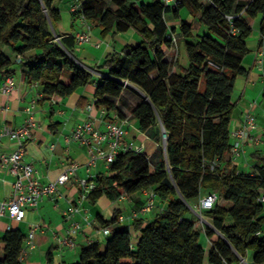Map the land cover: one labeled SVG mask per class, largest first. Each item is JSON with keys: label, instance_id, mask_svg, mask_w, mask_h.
Returning <instances> with one entry per match:
<instances>
[{"label": "trees", "instance_id": "1", "mask_svg": "<svg viewBox=\"0 0 264 264\" xmlns=\"http://www.w3.org/2000/svg\"><path fill=\"white\" fill-rule=\"evenodd\" d=\"M57 1L62 0H0V76L5 80L20 67L29 82L41 84L46 98H64L94 82L95 104L106 110V118H112L110 112L125 118L117 100L133 85L145 94L131 110L141 131L161 124L167 132L166 158L155 162L145 152L120 153L106 172L97 174L89 196L95 204L102 196L116 201L151 188L166 208L148 222L134 219L131 227H119L120 210L110 219L99 216L102 226H111L104 247L99 241L84 245L72 264H203V232L212 242L209 264H238L248 252H253L252 264H264V203L259 200L264 152L254 154L252 172L238 171L230 158L232 95L237 77L248 72L243 59L250 51L251 20L260 15L264 34V0H187L199 29L185 19L179 29L170 27L165 14L179 18L183 0L176 7L162 0L140 5L134 0H82L74 15L95 22L103 37L130 28L142 37L109 52L98 66L105 74L99 80L73 57L76 37L58 33ZM177 31L186 66L165 60ZM5 46L13 56L5 53ZM67 71L69 83L64 81ZM80 102L82 108L87 100ZM215 188L222 189L231 205L217 201L203 212L220 234L203 229L198 218L188 215L190 202ZM133 231L140 232L136 244ZM24 239L20 229H9L0 238V264H26L20 258ZM47 263H52V250Z\"/></svg>", "mask_w": 264, "mask_h": 264}, {"label": "crops", "instance_id": "2", "mask_svg": "<svg viewBox=\"0 0 264 264\" xmlns=\"http://www.w3.org/2000/svg\"><path fill=\"white\" fill-rule=\"evenodd\" d=\"M79 1L82 0H62L55 3V6L61 11V20L57 23L56 29L61 34H73L76 36L79 33H89L91 35L90 41L77 43L76 53L73 54V57L93 74L95 80H99L105 75L98 69L101 60L112 50H120L126 44H135L142 37L134 28H130L126 32H119L114 36L107 35L103 37L101 28L95 22L82 16L74 15L72 6ZM134 1L137 2V5H140L152 0ZM184 1L185 5L179 10V18H175L172 13L168 14L169 18L167 16L171 28L176 27L179 29L182 19L195 23L194 17L190 12L189 3L187 0ZM185 6L188 7V10L184 15ZM261 21L262 15L251 20L254 31L248 38L250 51L243 59V64L248 72L245 75L238 76L236 79L235 90L232 95L235 108L230 126L231 130L239 126L244 120L245 110L251 107L257 118L261 141H246L244 150L236 161L232 160L230 155L238 171L252 172L256 165L254 154L256 152H264V71L259 65V59L264 57L262 53L264 51V34L260 30ZM199 27H196V29H199ZM201 28L203 29V27ZM174 33L179 35L180 39L177 44H173L172 47L166 49L165 60L168 62L177 61L178 64L186 66L189 61L182 43V34L179 31ZM4 51L7 55H14L10 46H5ZM13 76L15 88L7 94L0 91V154H9L16 147L10 136L3 132L4 127L16 128L22 125L30 116H34L40 122L41 127L34 129L33 136L25 142V159L33 162L42 182L47 183L55 179L64 170V162L67 159H72L79 164L75 178L88 176L90 173L97 175L100 172H106L107 168L102 160H99L93 170L88 172L86 166L89 160L87 146L76 140H71L70 142L66 140V136L72 133L74 127L89 116L96 120L97 125L104 128L102 108L97 107L95 104L96 83L93 82L86 87H81L70 96L64 98L59 96L46 98L41 84L29 82L25 78L22 68L18 67ZM3 82L4 78L0 76V87ZM129 94L136 100L134 106L142 100L141 95L139 97L134 92L127 93L125 90L117 100L119 110L125 114L128 120L124 126L126 139L137 146H142V151L150 158H152L151 154L153 152L160 149L161 157L153 159L155 162H160L166 156V145L162 140L163 127L161 124L157 126L159 134L155 132L152 136L159 135L160 141L152 144L150 141L151 136L148 134L149 129L146 132L141 131L138 120L131 114L134 106L130 109L129 103L133 99ZM81 98L87 100V103H84L82 108L78 107V104L81 103ZM89 105L92 106V109H89ZM110 113L113 118L119 116L117 112ZM148 148H150L149 152ZM75 178L60 186L59 191L55 195L46 197L37 207L27 208L26 216L22 221L13 220L9 216L0 218V238L9 229H20L23 233H26L32 225H41V229L36 233V247L29 251L28 256L24 260L26 264H48V250H52L51 264H72L79 260L80 250L84 245L99 241L104 247L108 235L102 231L103 226L99 216L104 219H110L116 210H120V225L131 227L133 223V220L130 219L132 211L142 205L146 197L141 190L133 194H125L123 198H119L116 201H111L106 196H102L95 204L90 203L91 206L87 205L89 202H85L84 206L88 208L92 222L88 223L84 220L83 211L74 214V217L83 223V230L76 235L77 246L74 250L60 247L55 235H65L67 228L71 224V219H68L63 212L71 203H77L79 199L80 190ZM13 180L14 178L6 169L0 168V201L12 197ZM98 202L103 203L105 207L102 209ZM166 205L165 201L156 200V205L152 210L141 218H144L146 222L153 220L158 213L166 208ZM108 206L113 210L110 217L105 214V209ZM139 235V231H133L135 244L138 242ZM200 243L205 248L207 253L206 261L209 263L212 242L205 232L200 236ZM3 255L4 253L0 250V258ZM248 256L253 260V252H248L247 256L243 257L246 261L244 264H250L247 262ZM238 264H242L241 260Z\"/></svg>", "mask_w": 264, "mask_h": 264}, {"label": "built area", "instance_id": "3", "mask_svg": "<svg viewBox=\"0 0 264 264\" xmlns=\"http://www.w3.org/2000/svg\"><path fill=\"white\" fill-rule=\"evenodd\" d=\"M166 6L176 7L182 0H162ZM208 1V0H202ZM81 1L76 2L72 6V12L81 10ZM169 13L165 14L167 19ZM83 17V16H82ZM77 43L88 42L91 39L89 33H79L76 36ZM171 38L173 44H177L180 36L172 32ZM264 54V51L262 52ZM20 60V58L18 59ZM259 65L264 71V57L259 59ZM37 83V82H36ZM15 88V79L13 75L8 76L0 87L3 93H9ZM92 109V106H88ZM104 116V128L97 125L96 120L89 116L79 122L72 133L66 136V140H76L87 146L89 160L86 164L88 172H91L97 165L99 160H102L107 168L116 160L120 153L129 151L143 152L142 146H137L133 142L126 139L125 124L128 120L120 116L116 118H105L106 110L102 109ZM41 127V124L34 116H30L22 125L16 128L4 127L3 132L8 134L15 143V149L9 154H0V168L6 169L14 178L13 180V195L9 199L0 201V218L9 216L13 220L22 221L26 216L27 208L37 207L46 197L53 196L59 191L60 186L75 178L76 170L79 164L72 159L65 160L64 170L53 180L44 183L36 172L33 162L25 159V142L33 136V130ZM259 126L256 115L251 107L244 112L243 122L235 129L231 130V149L230 155L232 160L240 158L246 141L253 140L261 141ZM256 132V133H255ZM165 142V137L163 135ZM96 174L90 173L88 176L76 177L75 181L80 190L77 203H71L65 210L64 214L68 219H71V224L67 228L65 235L56 234V240L60 247H67L74 250L77 246L76 235L83 230V223L74 217V214L83 211V218L86 222L91 223L89 210L84 206V203L89 200L90 193L96 187ZM146 197L142 205H139L132 211V220L141 218L147 214L156 205L157 194L151 189L142 190ZM123 194L120 198H123ZM259 200L264 203V193L259 197ZM218 201L216 192L204 194L198 200L197 205L192 208L196 214L198 211L211 209ZM191 207V206H190ZM84 209V210H83ZM41 229L40 224H34L25 233L24 244L22 248L21 260H25L30 250L36 247V233ZM102 231L110 234L109 227H102ZM91 243V242H90ZM242 264L246 263L245 259L240 256ZM203 264H209L205 261ZM223 264H229L224 260Z\"/></svg>", "mask_w": 264, "mask_h": 264}, {"label": "rangeland", "instance_id": "4", "mask_svg": "<svg viewBox=\"0 0 264 264\" xmlns=\"http://www.w3.org/2000/svg\"><path fill=\"white\" fill-rule=\"evenodd\" d=\"M187 10H188V7H184V15L187 13ZM168 18H169V16H168ZM195 23H196V27H198V23L195 21ZM201 31H203V30H201ZM70 75H71V72L70 71H67L66 73H65V76H64V81L66 82V83H69V81H70ZM125 91L127 92V93H133L134 92V94H136V95H141V96H145V94L138 88V87H134V86H132V85H129L128 87H126L125 88ZM129 95H131V94H129ZM131 97H132V99H133V101L131 102V103H129V106H130V109L135 105V103H136V100H135V98H133V96L131 95ZM140 97V96H139ZM129 109V110H130ZM133 121H135V120H133ZM158 133L159 132V128L158 127H151L149 130H148V134L151 136V142H152V144L153 143H155V142H157V141H160V136L159 135H157V136H152L154 133ZM159 134V133H158ZM162 140H163V143L165 144V142H164V139H163V136H162ZM165 148H166V146H165ZM150 151V148H148V152ZM152 159H155V158H159V157H161V150L160 149H157L155 152H153L152 154ZM165 158H166V156H165ZM213 191H215L217 194H218V196H219V198H218V203H220V204H223L224 206H227V207H229L230 205H231V202H229V201H227V200H225V199H223V196H222V189L221 188H215V189H213ZM157 200H160L159 199V197L157 196ZM87 202V201H86ZM88 202L89 203H87V205H90L91 206V204H90V201L88 200ZM198 203V199H196V200H194V201H191L190 202V211H189V213H188V215L189 216H191V217H194V218H198V220L200 221V223H201V226L203 227V229H206V228H208V229H211V230H213L216 234H220L217 230H216V228H215V226H214V224H213V222H212V220H211V218H209L204 212H200V211H198V214H196L195 212H194V210L192 209V208H194V206L196 205ZM98 204H99V206L103 209V207H105L104 205H103V203H101V202H98ZM84 210V209H83ZM112 213H113V210H112V208H110L109 206L105 209V214H106V216L107 217H110V216H112ZM119 227H123V225H119ZM79 253V252H78ZM247 262L248 263H250V264H252V259H251V257L250 256H248L247 257Z\"/></svg>", "mask_w": 264, "mask_h": 264}, {"label": "water", "instance_id": "5", "mask_svg": "<svg viewBox=\"0 0 264 264\" xmlns=\"http://www.w3.org/2000/svg\"><path fill=\"white\" fill-rule=\"evenodd\" d=\"M162 127H163V135L165 137V145H166V142H167V132H166V130H165V128H164L163 125H162Z\"/></svg>", "mask_w": 264, "mask_h": 264}]
</instances>
